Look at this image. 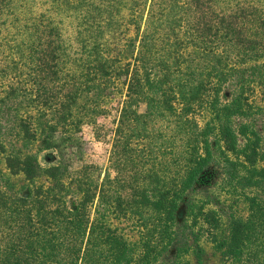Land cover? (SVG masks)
I'll return each instance as SVG.
<instances>
[{
    "label": "trees",
    "instance_id": "trees-1",
    "mask_svg": "<svg viewBox=\"0 0 264 264\" xmlns=\"http://www.w3.org/2000/svg\"><path fill=\"white\" fill-rule=\"evenodd\" d=\"M8 74L47 150L119 110L104 171L6 157L31 188H0V264H190L202 236L264 264V0H0Z\"/></svg>",
    "mask_w": 264,
    "mask_h": 264
},
{
    "label": "rangeland",
    "instance_id": "rangeland-1",
    "mask_svg": "<svg viewBox=\"0 0 264 264\" xmlns=\"http://www.w3.org/2000/svg\"><path fill=\"white\" fill-rule=\"evenodd\" d=\"M20 82L25 78L14 74H8L0 79V188L9 192L26 195L31 188L23 175H11L6 167L5 159L8 155L24 156L27 154L37 156L42 166L53 164L78 165L80 163H94L104 171L110 153V131L114 128V120L117 118L119 107L117 104L111 110L108 117H101L99 122L108 129V135L103 141H97L90 127H83L71 144L54 150L45 149V145L25 139L27 131H31L29 124H34L33 94L23 91ZM31 90V89H30ZM3 103V106L1 105ZM44 179L37 180V184ZM230 202H225L227 212L244 217L246 207L244 204H236L229 207ZM190 264H225L221 253L215 249L213 242L202 236L193 244V250L186 255Z\"/></svg>",
    "mask_w": 264,
    "mask_h": 264
}]
</instances>
